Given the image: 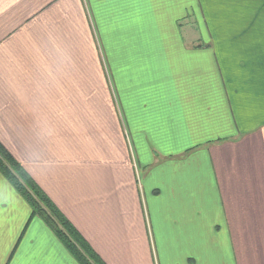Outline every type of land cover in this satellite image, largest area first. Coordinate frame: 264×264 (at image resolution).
I'll return each mask as SVG.
<instances>
[{"label":"crops","instance_id":"0c3cea01","mask_svg":"<svg viewBox=\"0 0 264 264\" xmlns=\"http://www.w3.org/2000/svg\"><path fill=\"white\" fill-rule=\"evenodd\" d=\"M0 140L107 264H264V0H0ZM16 211L0 264H79Z\"/></svg>","mask_w":264,"mask_h":264},{"label":"trees","instance_id":"16d2710c","mask_svg":"<svg viewBox=\"0 0 264 264\" xmlns=\"http://www.w3.org/2000/svg\"><path fill=\"white\" fill-rule=\"evenodd\" d=\"M0 172L79 264H107L21 162L0 140Z\"/></svg>","mask_w":264,"mask_h":264},{"label":"rangeland","instance_id":"374dc122","mask_svg":"<svg viewBox=\"0 0 264 264\" xmlns=\"http://www.w3.org/2000/svg\"><path fill=\"white\" fill-rule=\"evenodd\" d=\"M186 20V19H185ZM184 20V21H185ZM189 21V20H188ZM186 24H182L181 26V22L175 27V25L172 27V28H167V27H162V29L167 32L168 30L172 29L173 32H157V33H153V32H150V31H146V32H136L135 34H133L132 36H129L128 38H126L128 41H131V40H135V41H138L140 40L138 34H140L141 36H146V37H143L142 39H145V40H150V38H152L153 41H156V40H164V41H176V40H195L196 43L195 45L197 47H195L193 51H199V54L201 55L203 52L205 55H208L209 54L206 52H208V50L206 49H203V48H199L198 45H201V47L203 46V43H206V41L209 40V36L207 33H204L203 36L201 37V34L199 35H196V34H191L190 32H183V30H185L186 28L188 30H192L193 29V24L191 22H185ZM138 33V34H137ZM150 37V38H149ZM198 38V39H197ZM141 39V40H142ZM172 49V48H171ZM199 49V50H198ZM173 50V49H172ZM171 50V51H172ZM145 51H151V55L155 52L157 53H164L163 49H151V50H145ZM141 52H144V49H139V48H134V49H131V48H126L125 49V55H127V53H131L132 55H137V56H141L140 53ZM115 53V51H114ZM116 54H110V52L108 53V56H112L113 59H111L110 57V60L112 63ZM110 67H113L112 65ZM1 173V172H0ZM2 174V173H1ZM3 175V174H2ZM4 176V175H3ZM15 189V188H14ZM22 197V196H21ZM23 198V197H22ZM25 200V199H24ZM26 201V200H25ZM28 204V203H27ZM28 208L30 211V215L32 214V210H31V207L29 206L28 204ZM27 212H23L21 211L20 214L17 213V211L14 213V214H11L9 216L10 220H7V222H3L2 224H0L1 228L3 230H0V248H4L5 245L7 243H9L10 241L13 240V236L14 235H17L18 231L19 230H15V227H16V222L18 221H21L22 219H24V217L26 216ZM35 217V216H34ZM20 229V227H19ZM13 243V242H12ZM15 244V242H14ZM17 255V254H16ZM17 261V259H16ZM18 262V261H17Z\"/></svg>","mask_w":264,"mask_h":264}]
</instances>
